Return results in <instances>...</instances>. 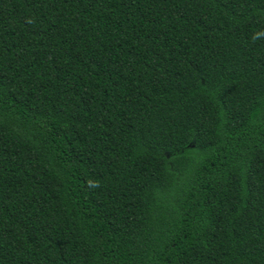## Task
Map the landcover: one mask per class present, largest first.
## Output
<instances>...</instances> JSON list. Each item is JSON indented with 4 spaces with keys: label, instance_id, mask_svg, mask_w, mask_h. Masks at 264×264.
Returning a JSON list of instances; mask_svg holds the SVG:
<instances>
[{
    "label": "trees",
    "instance_id": "obj_1",
    "mask_svg": "<svg viewBox=\"0 0 264 264\" xmlns=\"http://www.w3.org/2000/svg\"><path fill=\"white\" fill-rule=\"evenodd\" d=\"M0 264H264V0H0Z\"/></svg>",
    "mask_w": 264,
    "mask_h": 264
}]
</instances>
